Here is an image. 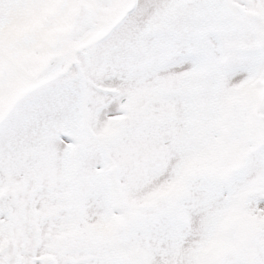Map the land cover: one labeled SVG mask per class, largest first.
<instances>
[{"label": "snow or ice", "instance_id": "obj_1", "mask_svg": "<svg viewBox=\"0 0 264 264\" xmlns=\"http://www.w3.org/2000/svg\"><path fill=\"white\" fill-rule=\"evenodd\" d=\"M0 264H264V0H0Z\"/></svg>", "mask_w": 264, "mask_h": 264}]
</instances>
